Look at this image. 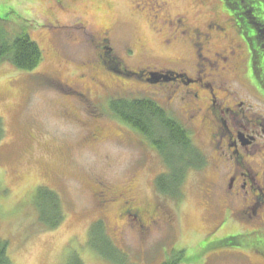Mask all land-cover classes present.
Here are the masks:
<instances>
[{
  "label": "rangeland",
  "instance_id": "rangeland-1",
  "mask_svg": "<svg viewBox=\"0 0 264 264\" xmlns=\"http://www.w3.org/2000/svg\"><path fill=\"white\" fill-rule=\"evenodd\" d=\"M16 1L8 8L7 28L11 33L24 28L42 49L43 59L31 71L0 63V117L6 134L0 144V238L8 241L13 263L256 264L252 257L250 263L224 250L216 251L219 256L201 252L198 242L218 214L205 189L209 174L191 167L184 173L181 198L163 195L156 184L169 172L162 156L110 109V99L118 98L152 99L165 107L162 93L145 79L111 71L161 63L140 54L128 56L118 42L113 51L107 50L106 88L93 85L89 59L97 51L86 43L105 20L95 12L96 0L69 5L68 13L56 17L61 29L49 24L54 19L48 10L51 0ZM114 2L108 19L116 23L115 36L131 39L136 23L128 0ZM80 21L89 28L77 25ZM149 50L157 55L163 51L158 40H152ZM97 126L103 133L94 139ZM102 185L118 196L119 204L133 200L145 209L155 206L163 212L159 224L144 230L120 218L118 205L100 206L93 189ZM40 187L61 198L64 219L54 229L40 220ZM99 222L103 230H93Z\"/></svg>",
  "mask_w": 264,
  "mask_h": 264
},
{
  "label": "flooded vegetation",
  "instance_id": "flooded-vegetation-1",
  "mask_svg": "<svg viewBox=\"0 0 264 264\" xmlns=\"http://www.w3.org/2000/svg\"><path fill=\"white\" fill-rule=\"evenodd\" d=\"M81 1L51 0L52 29L63 28L56 17ZM114 1L95 2V12L103 13L105 20L86 43L97 51L96 58L89 59L92 84L106 88V54L118 42L128 56L140 54L161 63L133 72L162 93L165 107L157 103L186 128L205 155V164L192 170L209 174L205 189L218 214L198 242L201 252L219 256L216 251L224 250L264 264V0H128L136 26L132 38L125 40L115 36L116 23L108 19ZM16 3L2 0L0 17L8 19V8ZM152 40L163 49L159 55L149 50ZM152 72L162 79L149 82ZM101 130L95 128L94 139L102 136ZM93 190L100 206L118 205L120 218L144 230L160 222L163 212L155 206L145 209L133 200L119 204L118 196L103 185Z\"/></svg>",
  "mask_w": 264,
  "mask_h": 264
},
{
  "label": "trees",
  "instance_id": "trees-1",
  "mask_svg": "<svg viewBox=\"0 0 264 264\" xmlns=\"http://www.w3.org/2000/svg\"><path fill=\"white\" fill-rule=\"evenodd\" d=\"M9 20L0 17V63L10 62L22 70H34L42 62L40 46L31 39L23 28L10 32ZM114 73L125 78H139L133 71L111 68ZM112 113L130 125L152 142L169 168V173L156 180L158 190L179 200L180 186L187 169L198 168L205 164V155L194 145L186 128L168 115L166 110L152 99L118 98L110 100ZM5 125L0 117V144L5 138ZM37 205L40 220L44 226L54 229L64 219V209L58 193L46 187L37 189ZM93 230L102 231V224L94 225ZM0 264H14L9 253V243L0 238ZM76 264V263H74Z\"/></svg>",
  "mask_w": 264,
  "mask_h": 264
},
{
  "label": "water",
  "instance_id": "water-1",
  "mask_svg": "<svg viewBox=\"0 0 264 264\" xmlns=\"http://www.w3.org/2000/svg\"><path fill=\"white\" fill-rule=\"evenodd\" d=\"M130 75L135 76V75H137V74H130V73H129L128 76H130ZM150 75L152 76V80H151V81L149 80V82H158L159 80L162 79L161 76L159 75V73H157V72H152V73H150ZM158 75H159V76H158Z\"/></svg>",
  "mask_w": 264,
  "mask_h": 264
}]
</instances>
